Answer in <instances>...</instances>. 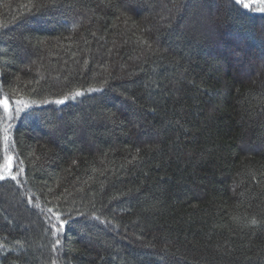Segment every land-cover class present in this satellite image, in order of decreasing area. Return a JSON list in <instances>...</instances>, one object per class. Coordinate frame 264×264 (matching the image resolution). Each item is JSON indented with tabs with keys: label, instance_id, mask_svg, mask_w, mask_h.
<instances>
[{
	"label": "trees",
	"instance_id": "16d2710c",
	"mask_svg": "<svg viewBox=\"0 0 264 264\" xmlns=\"http://www.w3.org/2000/svg\"><path fill=\"white\" fill-rule=\"evenodd\" d=\"M5 96L0 264H264V14L0 0Z\"/></svg>",
	"mask_w": 264,
	"mask_h": 264
},
{
	"label": "snow or ice",
	"instance_id": "6c2138e0",
	"mask_svg": "<svg viewBox=\"0 0 264 264\" xmlns=\"http://www.w3.org/2000/svg\"><path fill=\"white\" fill-rule=\"evenodd\" d=\"M230 4L236 8L238 11H247L250 13H260L264 14V0H229ZM91 91H98V89H92ZM82 93L76 92L75 96H79ZM64 100H56L55 103L62 104ZM13 103L17 105V107L13 110L10 107V102L8 97H0V107L3 109L4 119L11 121L15 116H19L21 112H23L26 108L29 107L27 103L22 100H16ZM22 105V106H20ZM14 113V114H13ZM5 141H7V136L4 137ZM12 157L6 156L3 165H0V180L11 179L16 180V175L12 174ZM60 227H63V223H61ZM59 243V241H57Z\"/></svg>",
	"mask_w": 264,
	"mask_h": 264
},
{
	"label": "rangeland",
	"instance_id": "374dc122",
	"mask_svg": "<svg viewBox=\"0 0 264 264\" xmlns=\"http://www.w3.org/2000/svg\"><path fill=\"white\" fill-rule=\"evenodd\" d=\"M20 106H22V105H20Z\"/></svg>",
	"mask_w": 264,
	"mask_h": 264
}]
</instances>
